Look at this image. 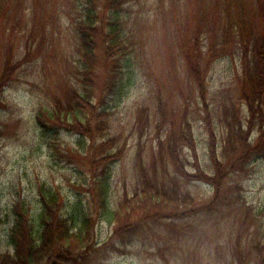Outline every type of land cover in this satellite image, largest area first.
Listing matches in <instances>:
<instances>
[{
    "label": "rangeland",
    "instance_id": "rangeland-1",
    "mask_svg": "<svg viewBox=\"0 0 264 264\" xmlns=\"http://www.w3.org/2000/svg\"><path fill=\"white\" fill-rule=\"evenodd\" d=\"M31 1L3 0L8 12L0 16V73L10 49L12 62L20 63L0 94V264H11L13 203L26 200L35 219L41 205L40 183L59 190L61 213L73 230L84 215L92 217L91 248L83 256L60 258L55 264H239L241 257H247L244 264H264V146L234 168L224 169L217 194L211 183L175 172L162 152L168 141L163 127L185 114L204 173H214L208 135L180 48L184 35L200 22L196 0H125L116 11L104 8L100 0H41L36 23ZM204 1L210 10L211 0ZM88 10L96 12L102 25L118 21L120 38L128 48L122 78L113 90L104 82L102 51L97 59L93 92L101 96L100 108L108 112V122L104 133L95 135V143L110 137L104 146L121 152L97 169L90 168L85 156L91 138L55 125L45 113L46 126L36 118L40 109H52L54 95H62L66 84L78 79L76 68L83 63L73 21ZM216 12L225 19L220 10ZM240 70L238 53L219 56L212 65L209 88L216 125L225 97L235 93ZM141 106L148 109L144 129L138 124ZM221 144L219 138L220 157ZM181 153L184 168L195 171L190 150L184 146ZM102 167L108 173L109 208H115L124 193L140 187L142 177L164 182L180 197L190 194L193 203L179 206L176 211L183 214L175 218L118 229L105 217L93 184L102 176Z\"/></svg>",
    "mask_w": 264,
    "mask_h": 264
},
{
    "label": "trees",
    "instance_id": "trees-1",
    "mask_svg": "<svg viewBox=\"0 0 264 264\" xmlns=\"http://www.w3.org/2000/svg\"><path fill=\"white\" fill-rule=\"evenodd\" d=\"M124 1L100 0L104 8L113 11L118 10ZM31 2L35 3L32 21L36 23L41 0ZM196 2V18L200 22L184 35L180 48L196 94L198 113L208 135V151L214 173L211 176L204 173L205 170L198 159L192 123L185 114L181 116L180 121L163 125L168 141L163 145V148L167 146V149L162 152L164 154L166 151L167 159L172 167L174 165L175 172L186 179H202L211 183L217 194L218 180L224 176V169L234 168L240 160L264 146V0H211L210 10L206 8L207 2L204 0ZM2 3L3 0H0V16L8 12V4L4 3L3 6ZM216 10L225 15L224 20L220 19ZM117 23L118 21H113L107 26L104 23L102 25L96 12L91 10L74 19L73 25L78 39L77 51L83 67L76 68L78 79L66 84L62 95L52 97V109H40L36 114L38 122L43 126H46L42 119L45 113L55 125L91 138L89 151L85 153L91 169L99 168V164L106 167L121 153L119 150L109 151V145L107 148L104 146L112 140L110 137L101 143H95V135L104 133L106 129L108 112L100 108L101 96H96L93 92L100 51L106 65L105 85L113 90L122 78V60L127 55L128 48L120 38ZM28 46L29 44H25V51ZM236 53L240 57L241 70L236 74L235 93L225 97L220 108L219 123L216 125L209 73L217 57L234 56ZM12 56L13 48L9 50L6 64L0 73V94L20 64L12 62ZM30 57L26 56L24 59ZM85 81L90 84L87 85ZM137 112L139 127L144 129L149 122L148 109L141 106ZM92 120L95 122L91 123ZM252 133H255L254 137H251ZM217 138L222 141L221 157L217 153ZM184 146L190 150L193 157L192 165L195 171L191 173L184 168L185 158L181 153ZM103 152L105 155L96 157L98 153ZM161 159L165 160L162 156ZM104 167L102 176L93 181V184L105 217L114 222L118 229L139 226L150 220L175 218L183 214L176 211L179 206L186 207L193 203L190 194L180 197L175 188L167 189L164 182L158 184L152 179L142 177L140 187L130 195L124 193L117 206L109 208L108 173ZM37 191L41 205L35 219L26 200L19 198L13 203L14 219L9 233L13 246L9 259L11 264H55L60 258L83 256L91 248V215H84L80 224L73 230L68 217L61 213L63 200L59 190L55 186L40 183ZM168 208L169 210H166ZM187 212L191 213L192 209ZM246 258H238L239 264H244Z\"/></svg>",
    "mask_w": 264,
    "mask_h": 264
}]
</instances>
